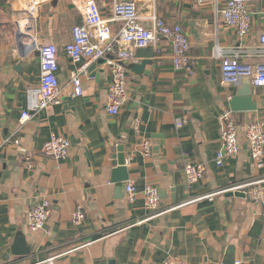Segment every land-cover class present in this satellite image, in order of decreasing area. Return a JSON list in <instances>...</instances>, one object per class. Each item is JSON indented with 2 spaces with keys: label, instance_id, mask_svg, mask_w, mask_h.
Returning <instances> with one entry per match:
<instances>
[{
  "label": "crops",
  "instance_id": "0c3cea01",
  "mask_svg": "<svg viewBox=\"0 0 264 264\" xmlns=\"http://www.w3.org/2000/svg\"><path fill=\"white\" fill-rule=\"evenodd\" d=\"M115 1L129 0H95L103 19H110ZM202 1L157 0L153 9L188 37L195 75L174 71L170 46L162 41L139 76L132 67L142 59L133 56L123 65L129 99L112 117L106 112L112 56L92 63L89 78L82 80V95L71 97L73 66L64 45L72 27L84 21L82 6L69 0H0V264H40L52 258L53 264H224L230 246L235 264H264V207L249 200L246 188L232 189L264 181V156L262 167H256L241 132L238 154L220 167L215 164L221 115L229 111L242 130L254 122L264 124V87L250 82L256 111L232 113L233 90L243 81L220 85V60L213 55L216 44L245 52L258 44L264 34V0L249 5L251 33L244 40L216 15L226 0ZM153 12L141 8L144 26H150L146 18ZM110 26L115 31L118 23ZM17 32L30 38L22 49ZM42 44L58 49L61 96L20 126L25 91L39 81L36 47ZM241 61L264 59L244 54ZM178 119L185 124L177 127ZM52 134L70 142L68 157L59 163L41 153ZM144 140L150 145L148 156L141 149ZM118 147L124 150L128 181L112 184ZM26 155L32 157V169L24 165ZM185 163L202 164L203 179L188 184L181 171ZM128 182L137 191L132 203L124 192ZM145 186L158 190L160 211L166 212L152 217L144 208ZM243 190L247 198L235 196ZM207 195L212 198L196 200ZM42 199L51 204L50 219L31 231L25 215ZM77 207L85 213L79 225L72 221ZM20 234L30 249L22 258L13 254Z\"/></svg>",
  "mask_w": 264,
  "mask_h": 264
},
{
  "label": "built area",
  "instance_id": "2783aa9c",
  "mask_svg": "<svg viewBox=\"0 0 264 264\" xmlns=\"http://www.w3.org/2000/svg\"><path fill=\"white\" fill-rule=\"evenodd\" d=\"M69 1L74 5L80 4L84 14V21L72 27L71 40L64 45V52L73 66L69 80L72 87L71 97L82 95V80L89 78L90 65L112 56L114 60L109 62L110 83L107 90L106 112L112 117L117 116L129 99L127 75L122 63L131 61L136 50L147 47L155 49L162 41L170 46L174 71L190 77L195 75L188 37L179 25H170L154 14L153 9L157 0L115 1L112 4L110 19L102 18L95 0ZM252 1L226 0L221 11L216 10V15L221 16L225 26L233 29L238 40L246 39L251 33L252 19L249 5ZM197 4L203 5V1L197 0ZM145 5L153 12L146 18L150 23L149 27L144 26V18L140 15L141 8ZM29 16L33 17L31 13ZM112 23H118L117 30L114 31L111 28ZM25 29L29 32L31 28L26 27ZM36 49L39 53V81L37 85L25 91V108L20 115V126L28 122L36 113L46 111L57 104L62 92L57 77L59 70L57 47L54 44H42ZM244 54L264 59V34L259 35L258 44L246 52L241 47L229 51L221 49L217 44L213 47L214 57L220 60V85L234 86L247 78L253 87H264V62L256 64L242 62L241 58ZM175 123L177 127H181L185 121L178 119ZM220 123L221 149L217 151L215 157V164L218 167L223 165L226 158L234 157L239 152L238 128L229 111L221 115ZM137 127L138 124L135 123V128ZM242 134L252 163L258 168L262 167L264 124L251 123L242 130ZM14 144L17 145L18 140H14ZM141 149L145 156L150 154L148 141H143ZM69 151V140L64 136L54 134L50 135L41 149L44 157L58 163L68 157ZM24 165L32 169L31 155L25 156ZM181 171L188 184H195L203 179L205 168L199 163H185ZM263 182H250L232 189L246 188L249 200L264 207V187L261 186ZM124 192L126 201L132 203L137 194L134 184L126 183ZM141 194L144 208L152 217L166 212L160 211V197L156 188L145 186ZM211 198L212 195H207L196 200H210ZM50 205L47 199H42L27 211L25 222L31 231L41 229L50 219ZM84 217L85 213L82 208L77 207L72 214V221L75 225H79ZM53 260V258L48 259L40 264H53Z\"/></svg>",
  "mask_w": 264,
  "mask_h": 264
},
{
  "label": "water",
  "instance_id": "95a60500",
  "mask_svg": "<svg viewBox=\"0 0 264 264\" xmlns=\"http://www.w3.org/2000/svg\"><path fill=\"white\" fill-rule=\"evenodd\" d=\"M26 33H20L17 32L15 35L16 43L19 49L24 48V42H27L30 40L28 35H25ZM154 51L152 47H147L144 49H138L136 50V53L134 55L135 59H142L143 61L140 64L134 65L132 67V72L139 76L146 65H149L151 62V59H153ZM23 57V56H21ZM105 60L100 59L97 61L98 64L104 63ZM124 66H128L127 62L122 63ZM17 69H19L17 67ZM94 67H91L89 69V72H92ZM246 82H245V81ZM242 86L240 88H236L233 90L232 97L229 103V108L232 113H245V112H254L256 111V104L252 101V91L250 89V81L247 78L242 79ZM242 132L241 127H238V135L240 136ZM124 150L122 147L117 148L116 157L114 158L115 163L112 164V176H111V182L112 184H121L126 181H128V175L126 171V158L124 155ZM120 190V189H119ZM235 196L240 198H247L246 191H238L235 193ZM30 253V249L26 245L25 237L20 234L16 237V240L14 242L13 247V254L16 257H26ZM224 264H235V258H234V252L233 248L230 246L228 250L226 251V255L224 258Z\"/></svg>",
  "mask_w": 264,
  "mask_h": 264
}]
</instances>
